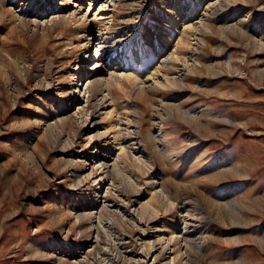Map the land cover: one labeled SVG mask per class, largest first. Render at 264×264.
<instances>
[{"label":"rangeland","instance_id":"rangeland-1","mask_svg":"<svg viewBox=\"0 0 264 264\" xmlns=\"http://www.w3.org/2000/svg\"><path fill=\"white\" fill-rule=\"evenodd\" d=\"M0 17V264H264V0Z\"/></svg>","mask_w":264,"mask_h":264},{"label":"bare ground","instance_id":"bare-ground-1","mask_svg":"<svg viewBox=\"0 0 264 264\" xmlns=\"http://www.w3.org/2000/svg\"><path fill=\"white\" fill-rule=\"evenodd\" d=\"M2 5V4H1ZM88 10H90V6H88V9L86 10V11H88ZM90 11H92V9L90 10ZM101 14V13H100ZM64 16V18H66V15H63ZM95 16V15H94ZM19 18H22V16L20 15V16H18ZM96 17V16H95ZM95 17H93V18H95ZM100 15L97 17V18H99L100 19ZM3 18V17H2ZM5 19V18H4ZM0 20H2L3 21V19H1V17H0ZM68 20V19H67ZM1 21V22H2ZM94 21H97V20H94ZM99 45V44H98ZM99 50V46H97L96 47V49H95V54H93V55H91V57H94L95 55H97V53L99 52L98 51ZM98 57H99V59H95L92 63H91V67L89 66V71H91V70H95V71H98L99 70V67H100V65L102 64L101 63V58H100V54L98 55ZM95 75H92V77L91 78H93ZM97 79H98V77H96ZM95 80L96 79H92V80H88L87 81V87H91L92 88V86L94 85V83H95ZM103 83V82H102ZM101 83V84H102ZM103 85V84H102ZM183 113H185L186 115H187V117H189L190 119H192L193 120V118H196L193 114H190L189 113V111L188 110H186V111H182ZM192 139V138H191ZM195 140V139H194ZM192 141V140H191ZM193 142H195V141H193ZM154 148H153V153L154 154H156V155H165V156H167L170 160H172L173 162H176V163H179V162H181L182 161V157H181V152H179V151H177V150H175V149H173V148H171V147H167L166 149L165 148H160L157 144H156V141L153 139V145H152ZM147 148V147H146ZM189 153V152H188ZM194 154V153H193ZM189 155H190V153H189ZM195 155V154H194ZM191 156V155H190ZM168 159V160H169ZM192 160V159H191ZM171 164H172V162H171ZM188 199V198H187ZM234 204V203H233ZM89 216V215H88ZM95 226V228H96V230H97V235H96V241H99V238H100V235H102L101 233H100V228H99V226L100 225H98V224H95V225H93V227ZM102 231V230H101ZM192 232H194L193 230L191 231L190 230V228L188 229V228H186L185 229V232H184V234H185V236H194V235H192ZM96 245H98L97 243L95 244V246H94V248L96 249ZM203 246V244L202 243H197L196 245H195V247H196V249H197V253H199V251H200V248ZM195 249V248H194ZM196 251V250H195ZM190 258V257H189ZM192 258V257H191Z\"/></svg>","mask_w":264,"mask_h":264}]
</instances>
